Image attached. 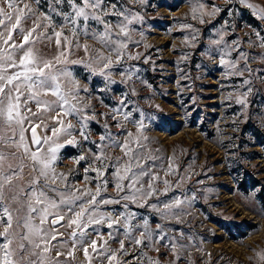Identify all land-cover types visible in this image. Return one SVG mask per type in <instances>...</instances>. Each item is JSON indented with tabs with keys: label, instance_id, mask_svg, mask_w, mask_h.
<instances>
[{
	"label": "rangeland",
	"instance_id": "1",
	"mask_svg": "<svg viewBox=\"0 0 264 264\" xmlns=\"http://www.w3.org/2000/svg\"><path fill=\"white\" fill-rule=\"evenodd\" d=\"M23 2L31 4L37 16L49 14L55 30L60 31L63 25L64 35L73 39L62 17L50 12L49 0H40L39 5L35 0ZM105 4L106 7L117 4V0H105ZM199 4L204 7L199 8ZM248 4L255 7L249 8ZM121 6L126 13L130 9L132 15L142 17L130 26L131 41L138 43L128 42L125 50L126 54L139 53L140 58L128 59L125 55L122 62L111 69V80L115 83L92 75L84 64L67 66L81 88L87 89L79 91L81 103L78 107L85 109L81 115L86 113L91 118L85 133L89 139L80 136L77 118L63 116L64 125L71 123L75 127L69 130L70 136L62 133L58 139L53 137L63 145L57 150L54 167L57 172L66 174L71 170L69 184L91 188L95 192L99 183L97 173L85 169L101 167L103 171L99 162H93V154L99 155L101 148L110 142H101L100 137L110 132L116 139L127 138L126 131L111 119L113 109L120 110L118 119L124 129L134 134L136 124L123 121V114L133 110L132 119L140 120V112H143L145 127L141 135L148 137L146 143L151 155L159 157L150 162L149 167L161 181L167 179L170 182L168 194H158L159 201L171 202L179 198L183 203L167 217H161L150 207L130 205V210L136 213L131 221L133 237L139 238L143 229H136L135 225H142L144 219L148 220L153 240H157L161 229L167 234L165 240L153 246L149 243L135 245L124 234L123 220L111 229L107 222L91 225L85 230L87 235H78L73 241L71 233H79L80 229L76 225L68 226L67 221L72 217L65 215L55 226L59 235L50 241L51 250L45 256V264H52L53 259H58L60 264H89L83 253L84 247L89 248L90 264H109L104 255L91 250L92 240H97L98 252L115 251L119 264H148V257L159 264H264L258 255L264 253V47L260 46L264 19L259 13V9L264 8V0H245V3L240 0H144L143 3L120 0L117 7ZM194 7L197 8L196 19H193ZM214 7L220 11L205 14L201 23L200 14L212 12ZM58 10L68 12L69 8L65 4ZM34 19L22 21L24 34L33 27ZM108 19L115 24L116 17ZM189 25L191 27H187ZM42 31L52 34L51 28L39 29L30 37L35 43L14 53L17 62L29 47L44 58L57 53L54 39L36 40ZM221 37L220 45L213 43ZM4 38L7 39V34ZM13 42L17 45L23 42L19 30L12 33L9 44ZM78 42L81 47L72 48L70 60L89 61V53L83 50L85 44L90 46V52L100 49L108 54V50L90 36L80 35ZM233 44H238V50L249 56L247 66L253 71L244 72L243 77L234 75L230 67L219 63L223 55L226 61L243 68L245 62L232 50ZM4 49L11 50L8 45L0 44V50ZM229 52L230 55H224ZM112 59L115 62L114 55ZM125 70H129L130 79L122 77ZM244 79L250 83L244 85ZM249 87L252 91L246 97V106L238 104L237 99L243 97ZM122 100L130 103L124 107L120 103ZM28 107L33 113L38 112L34 102ZM58 114V109L41 110L39 115L30 117L37 139L52 136L51 129L62 126L53 119ZM25 127H30L27 121ZM26 136L30 141L31 131L26 132ZM70 138H75L77 143L66 144ZM103 151L109 158L122 155L119 148L104 147ZM80 156L86 159L76 163ZM108 163V160L104 161V164ZM113 173L114 168H108L103 176L108 181L106 191L101 193L104 198L116 197ZM147 183L148 178H145V186ZM154 186L161 190L165 187L162 182ZM159 201L153 197L149 203L158 204ZM123 203L101 205L100 211L116 219L125 211ZM12 207L15 209L17 205ZM62 211L66 212V209ZM25 212L26 209L19 213L13 211L14 228L15 217L24 216ZM51 219L44 225L45 229L52 227ZM35 222L39 223L38 220ZM157 225L161 229H157ZM109 233H112L111 239ZM121 241L127 254L119 251ZM3 242L0 237V243ZM18 242L19 238L15 237L13 247ZM173 243L177 245L176 253L171 249ZM102 244L103 249L100 248ZM58 251L63 255L57 257ZM68 251H73V256H68Z\"/></svg>",
	"mask_w": 264,
	"mask_h": 264
},
{
	"label": "snow or ice",
	"instance_id": "2",
	"mask_svg": "<svg viewBox=\"0 0 264 264\" xmlns=\"http://www.w3.org/2000/svg\"><path fill=\"white\" fill-rule=\"evenodd\" d=\"M39 5L40 0H35ZM120 0H117V4ZM143 3L144 0H139ZM245 3V0H240ZM67 4L69 11L64 12L58 10L60 6ZM112 4L106 7L105 0H49V9L52 14L62 17L63 24L68 25L72 40L64 35V27L56 31L55 25L51 23V16L43 14L37 16L29 3L23 0H0V44L8 45L11 49L0 50V237L4 242L0 243V264H45V256L51 250V240H56L57 233L55 226L64 220L65 215L72 218L67 221L68 226L76 225L80 231L72 232L71 237L75 241L79 235L83 237L87 235L86 229L91 225H99L107 222L108 228L118 226L120 221H124L125 236L131 238L135 245L143 246L149 243L153 246L156 242L163 241L167 238L160 225L157 229L161 231L157 234V240H153V235L148 229V220L144 219L143 224L135 225L136 229H143L139 238L133 237L131 221L135 218L136 213L130 210V205H138L140 207H150L161 217H167L174 214V210L179 209L183 201L179 198L173 199L171 202L159 201V195H167L169 192L170 182L161 178L151 167L150 162H154L159 157L151 155V149L148 148V137L141 135L144 129L143 112H140V120L132 119V111L129 110L123 114V121L136 124V133L127 131L123 127V123L118 119L119 109H113L111 119L117 122L118 127L122 131H126L127 138L119 140L108 132L100 137V141L108 140L110 143L101 148L99 155L93 154V162H99L102 167L85 169L86 172L94 171L97 173L99 183L95 192L91 188H79L68 183L69 173L57 172L54 163L57 159V150L63 147L62 144L56 142L62 133L71 135L70 129L75 126L71 123L63 124V116H73L77 118L80 124V136L84 140L89 137L85 134L87 122L91 119L87 114L81 115L85 109L78 107L81 103L79 91H87L81 88L78 81L72 76L68 70L69 64H84L92 75L104 77L109 83H115L111 80V69L120 64L127 55L128 59H139L140 54L132 55L125 52L128 48V42L133 44L138 41H131L130 26L134 21L142 19L139 14L132 15L131 10L126 13L123 6L117 7ZM254 8L252 4L247 5ZM203 8V4L198 5ZM193 19H196L197 8L194 7ZM220 9L214 7L212 12H202L200 14V22L203 23L205 14L212 15L219 12ZM260 18L264 19V8L259 9ZM35 17L33 27L24 34L21 28L23 20ZM108 17H116L115 24ZM92 24L97 25L96 28L91 27ZM191 27V25L187 26ZM52 29V34L47 31L39 32L36 40L54 39L57 53L51 58H44L36 55L31 47L23 52L17 62L14 53L17 50H23L26 45L33 44L36 41L30 40L34 33L39 29ZM19 30L23 35V42L9 44L12 40V33ZM7 34V39H5ZM90 36L96 39L102 48L108 50L106 55L100 49H92L90 46L83 45L85 53H89V61L70 60L69 55L73 47L80 48L78 42L79 36ZM259 36V33H256ZM196 39L195 36L192 37ZM63 41V43H62ZM261 47H264V37H261ZM223 37L213 41L214 44L220 45ZM232 50L237 52L239 60L245 62L243 68H238L237 63L226 61L221 56L219 63L227 65L233 70L234 75L243 77L244 72L251 73L253 70L247 66L249 60L248 54L239 51V45L233 44ZM115 56V62L112 57ZM224 55H230L225 53ZM264 71V70H262ZM122 77L129 78V70L121 73ZM121 82H124L122 79ZM248 79L243 80L244 85H248ZM134 91V90H133ZM252 89L249 87L243 97L237 99V103L246 106V97ZM49 97H52L49 99ZM231 98V97H229ZM35 103L38 106V112L33 113L28 107L29 103ZM121 105L126 107L127 103L122 100ZM86 107V106H85ZM59 110L57 117H54L56 124L61 127H53L51 129L52 136H45L37 139L35 125H32L31 116H37L40 111ZM136 111H139L138 109ZM27 113V114H26ZM30 125L25 127V122ZM47 128V125H42ZM107 128V125H105ZM31 131V138L26 136V132ZM66 144H76L75 138L65 141ZM93 143H96L93 141ZM45 145H49L45 147ZM54 145V146H52ZM134 145V146H133ZM104 147L119 148L122 155L109 158L104 155ZM8 149V151H4ZM158 151V150H157ZM86 157L80 156L76 163L84 160ZM108 160V164L104 161ZM27 162V163H26ZM108 168H114L116 197L104 198L102 191H106L108 181L103 179ZM27 169V176L25 175ZM169 171H172L170 168ZM148 178L145 186L144 179ZM87 179V177H85ZM183 179V178H180ZM19 181V183H16ZM162 182L165 187L163 190L155 187V183ZM180 180L177 181V187ZM51 194V195H50ZM157 198L159 203H149L151 198ZM123 203L124 212L119 217L113 219L111 214H105L100 211L101 205L120 204ZM17 205L13 209V205ZM22 209H26L24 216H14L13 211L19 213ZM66 209V212L62 211ZM51 219L52 227L45 229L44 225ZM38 220L37 224L35 221ZM19 229V231H18ZM18 237L19 242L13 247L14 238ZM112 238V233H109ZM102 239V237H101ZM107 241H104L106 244ZM63 246V245H62ZM91 250L97 252L98 255H104L109 264H119L117 261V253L115 251L105 250L98 252L97 240L91 241ZM104 245H100L103 249ZM182 247V246H181ZM171 249L174 253L177 251V245L172 244ZM39 250V251H37ZM159 251L158 248L155 249ZM121 253L124 251V242H120ZM83 253L85 258L89 259V248L84 247ZM106 253V255H105ZM63 255L57 252L56 256ZM68 256H73V251H68ZM261 260H264V253H258ZM31 257H36L32 259ZM179 259V255L176 257ZM148 264H159V261H152L150 257ZM52 264H60L58 259H53Z\"/></svg>",
	"mask_w": 264,
	"mask_h": 264
}]
</instances>
